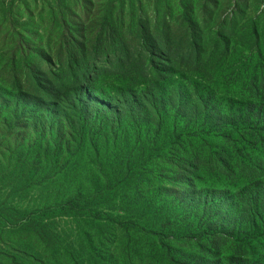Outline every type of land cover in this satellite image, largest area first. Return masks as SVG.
Masks as SVG:
<instances>
[{
  "label": "rangeland",
  "instance_id": "374dc122",
  "mask_svg": "<svg viewBox=\"0 0 264 264\" xmlns=\"http://www.w3.org/2000/svg\"><path fill=\"white\" fill-rule=\"evenodd\" d=\"M140 19L159 34L169 29L175 47L199 39L208 67L198 76L221 95L249 92L264 66V0H0V264H174L169 254L264 264L263 215L217 233L215 210L186 197L200 187L247 190L242 173L217 172L216 149L229 137L202 125L179 132L168 107L120 120L102 110L89 122L73 107L63 121L17 91L13 56L20 68L28 61L55 71L82 23L92 36L116 26L132 40ZM19 76L26 88L34 82L33 73ZM97 80L94 90L108 99L133 83L129 75ZM190 160L199 169H185Z\"/></svg>",
  "mask_w": 264,
  "mask_h": 264
},
{
  "label": "trees",
  "instance_id": "16d2710c",
  "mask_svg": "<svg viewBox=\"0 0 264 264\" xmlns=\"http://www.w3.org/2000/svg\"><path fill=\"white\" fill-rule=\"evenodd\" d=\"M136 31L132 40H127L123 30L116 26L104 27L92 36L82 23L80 31L71 36L69 46L63 50L61 67L55 71L48 66L29 65L28 61L25 68H20L17 55L13 56L17 91L35 98L32 101L42 104L47 112H59L63 121L68 120L73 107L81 110L82 117H79L84 122L98 119L97 111L99 114L102 110L110 118L120 120L125 115L146 117L154 107H168L175 126L181 122L179 132L208 126L214 135L231 140L226 148L216 149L215 156H220L217 172L242 173L249 181L247 190L228 194L224 189L200 187L186 197L215 210L217 217L210 229L217 233L224 225L229 224L230 229L236 227L231 222L237 224L255 215L264 216V66L253 70L248 81L249 92L235 97L221 95L211 82L198 76L208 67L199 39L187 48L175 47L172 32L168 29L159 34L149 20L144 23L140 19ZM230 48L227 41V52ZM22 71L35 76L29 88L19 76ZM100 74L103 78L110 74L129 75L132 86H124L129 87V93L109 99L98 93L94 88ZM139 76L147 79V83H136ZM61 77L69 80L54 81ZM187 162L190 164L186 163L185 169L193 171L201 163ZM187 170L182 183L191 188ZM169 256L174 264H193Z\"/></svg>",
  "mask_w": 264,
  "mask_h": 264
}]
</instances>
